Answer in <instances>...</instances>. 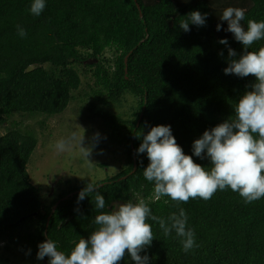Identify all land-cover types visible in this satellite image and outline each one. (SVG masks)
<instances>
[{"label": "trees", "instance_id": "16d2710c", "mask_svg": "<svg viewBox=\"0 0 264 264\" xmlns=\"http://www.w3.org/2000/svg\"><path fill=\"white\" fill-rule=\"evenodd\" d=\"M30 3L0 0V125L14 115L62 113L81 84L76 65H83L92 78L84 101L86 118L102 121L107 129L103 145L120 148L125 159L118 173L91 182L99 186L105 209L95 208L94 193L77 202L89 182L69 185L46 204L27 173L35 131L13 120L0 135V242L14 244L32 259L47 239L69 253L95 230L93 219L100 211L129 199L144 200L163 218L183 208L196 242L185 252L180 237L165 235L150 220V264H264V197L244 203L226 188L208 200H156L152 183L143 177L149 161L135 151L140 133L170 125L177 144L191 155L192 142L206 129L234 116L235 103L255 78L224 74L228 61L244 49L224 31L227 23L219 17L228 6L244 8L246 27L248 19L264 20V0H46L39 16L29 12ZM194 10L207 13L206 23L189 24L185 32L179 24ZM18 25L26 32L23 37ZM224 37L236 57H228L227 47L218 43ZM260 47L264 39L248 51ZM107 51L111 58L104 57ZM126 96L132 99L128 112L114 113ZM193 160L210 166L206 159ZM3 249L0 264H16L7 245ZM39 261L48 263V257ZM117 264L134 262L126 252Z\"/></svg>", "mask_w": 264, "mask_h": 264}, {"label": "clouds", "instance_id": "9594fccd", "mask_svg": "<svg viewBox=\"0 0 264 264\" xmlns=\"http://www.w3.org/2000/svg\"><path fill=\"white\" fill-rule=\"evenodd\" d=\"M45 5L46 0H31L29 12L39 16ZM206 16L207 13L194 10L179 27L187 32L189 24L203 26ZM244 18L245 9L233 6L226 7L219 17L227 23L224 31L230 32L244 49L237 59L228 61L224 74L255 78L250 90L235 103L234 116L206 129L192 142L191 155L185 154L177 144L170 125L152 126L146 134H139L142 140L135 151L138 155L145 154L149 161L143 169V177L152 183L156 200L161 197L185 203L197 197L208 200L215 192L226 188L238 193L244 203L264 197V47L248 51L254 42L264 39V20L248 19L245 27ZM216 30H221L219 23ZM17 31L21 37L26 35L19 25ZM218 43L227 47L228 57L237 56L236 51L228 47L227 37L219 39ZM93 135L98 141L100 134ZM71 141H75V146L86 157L90 154L91 149L82 146L83 136L78 138L75 132L70 140H57L56 151L68 150ZM193 157L208 160L210 166L195 163ZM98 187L86 184L79 191L77 202L94 193L95 208L105 209V198L96 190ZM150 220L158 223L165 235L174 232L180 237L183 251L196 246L195 233L187 226L188 217L183 208L163 218L154 215L144 200L129 199L118 204L115 210L95 215V230L86 239L80 238L69 253L58 250L56 241L47 239L37 245L36 258L48 257V263L44 264H117L127 252L134 264H150L146 251L153 241Z\"/></svg>", "mask_w": 264, "mask_h": 264}, {"label": "rangeland", "instance_id": "374dc122", "mask_svg": "<svg viewBox=\"0 0 264 264\" xmlns=\"http://www.w3.org/2000/svg\"><path fill=\"white\" fill-rule=\"evenodd\" d=\"M103 55L106 58L112 57L109 51ZM76 68L80 73L81 84L78 90L73 91L74 98L62 113L45 117L14 115L0 125V135L6 128L11 127L13 120L21 121L24 129L35 131L37 144L27 164V173L30 182L38 188L42 201L46 204L56 197L60 190L69 185L105 179L118 173L124 165V153L120 148L103 145L101 138H106L107 129L102 121L86 118L84 101L88 100L86 93L89 91V85L92 84V78L90 73L84 70L85 66L76 65ZM124 100L121 106L112 109L114 113L128 112L132 99L126 96ZM41 121L43 125H40ZM73 132L78 138L83 136L82 146L91 149L87 157L79 147L75 146V141H71L72 146L68 150L56 151V141L62 138L70 140ZM97 132L100 134L98 141L93 135ZM101 164L105 167H100ZM117 205H114L113 210ZM7 243V241L0 242V253L4 250L3 246L7 245L6 253L8 256H15L11 257L14 263L44 264L37 259H32L34 255L29 258L27 253L19 252L14 244Z\"/></svg>", "mask_w": 264, "mask_h": 264}, {"label": "water", "instance_id": "95a60500", "mask_svg": "<svg viewBox=\"0 0 264 264\" xmlns=\"http://www.w3.org/2000/svg\"><path fill=\"white\" fill-rule=\"evenodd\" d=\"M140 16H141V14H140ZM89 63H92V62H96V59H93V60H91V61H88ZM58 204V202L53 206V209L55 208V206Z\"/></svg>", "mask_w": 264, "mask_h": 264}]
</instances>
